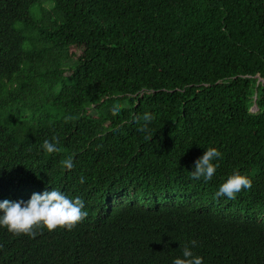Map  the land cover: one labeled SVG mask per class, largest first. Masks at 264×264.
<instances>
[{"label": "trees", "instance_id": "16d2710c", "mask_svg": "<svg viewBox=\"0 0 264 264\" xmlns=\"http://www.w3.org/2000/svg\"><path fill=\"white\" fill-rule=\"evenodd\" d=\"M234 172L251 189L214 199ZM51 188L87 217L0 227V264H172L192 240L203 264H264V0H0V202Z\"/></svg>", "mask_w": 264, "mask_h": 264}, {"label": "clouds", "instance_id": "9594fccd", "mask_svg": "<svg viewBox=\"0 0 264 264\" xmlns=\"http://www.w3.org/2000/svg\"><path fill=\"white\" fill-rule=\"evenodd\" d=\"M119 105L112 109L113 115H118ZM134 122L138 125V132H148L149 124L154 117L145 112L142 116L134 117ZM152 133L149 132L146 139H151ZM56 142L45 140L42 148L49 154L57 152ZM222 154L215 147H209L194 162V168L190 172L191 179L205 182L210 181L218 167L215 160L221 158ZM62 167L65 170H71L74 167L72 157L62 161ZM85 177H80V183H84ZM252 187V181L239 172H234L220 184L218 190L214 193V199L221 197L227 200H234L242 190H249ZM84 209V201L80 197L69 198L62 191L52 189L42 193H33L27 201H10L8 199L0 202V227L6 228L13 235L25 234L29 237H35L44 229L51 232L57 228L73 230L88 213ZM191 247L185 244L182 247V258L176 257L172 264H203L202 257L194 255L192 248L197 246V241H190Z\"/></svg>", "mask_w": 264, "mask_h": 264}, {"label": "water", "instance_id": "95a60500", "mask_svg": "<svg viewBox=\"0 0 264 264\" xmlns=\"http://www.w3.org/2000/svg\"><path fill=\"white\" fill-rule=\"evenodd\" d=\"M260 80V79H259ZM257 109V106H256V104L254 103L253 105H252V107H251V111H254V110H256Z\"/></svg>", "mask_w": 264, "mask_h": 264}]
</instances>
